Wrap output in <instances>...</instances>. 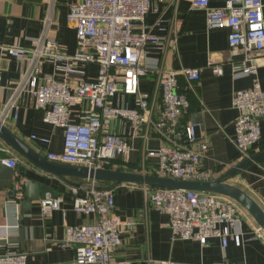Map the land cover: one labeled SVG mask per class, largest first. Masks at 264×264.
I'll list each match as a JSON object with an SVG mask.
<instances>
[{
    "label": "built area",
    "instance_id": "2783aa9c",
    "mask_svg": "<svg viewBox=\"0 0 264 264\" xmlns=\"http://www.w3.org/2000/svg\"><path fill=\"white\" fill-rule=\"evenodd\" d=\"M181 1L188 2L192 10L205 13L208 31L228 32L230 49L244 57L235 77H253L251 88L239 90L233 96L238 116L232 142L238 159L247 158L262 140L264 90L258 73L264 66V0H224L223 7H213L212 0H82L73 4L67 20L77 36L74 55L66 54L51 36L52 19L44 20V31L35 49L0 45L1 53L27 69L14 89L17 97L3 111L7 113L0 125L4 126L10 111L17 109V98L27 95L36 100L37 108L44 113V123L63 131L64 149L61 153H47L49 162L118 170L127 167L136 152L133 139L147 141L157 137L159 147L145 148L143 171L138 173L178 181H211L212 173L203 166L209 143L196 137L192 124L181 122L190 109L189 93L201 81V69L168 71L163 68L162 59L148 57L150 46L162 57L177 48L174 35L179 32L173 21L163 26L167 21L159 18L152 26L148 18L158 15L159 3L177 6ZM155 29L162 34H155ZM47 64L53 66V73L44 74ZM92 66L97 68L95 78L88 74ZM208 66L215 76H223L222 65ZM150 75L156 77L152 97L141 92L142 79ZM181 79L186 83L183 90ZM1 82L0 70V85ZM127 99H133V107ZM115 123L130 127L132 136L115 133ZM41 142L50 143L46 139ZM0 150L12 155L1 162L17 169L20 160L11 149L0 143ZM147 159H155L156 165L147 169ZM99 187L90 180L80 182L76 188L69 187L73 211L94 218L89 224L66 229L63 244L74 251L75 264H119L114 255L123 245L122 236H133L136 230L135 222H124L115 216L114 192L100 191ZM142 189L156 210L168 217L174 240L205 245L210 239H218L223 249L230 239L241 245V227L249 214L234 200L213 193ZM22 198L19 192L18 204ZM62 202H43L42 217H51ZM255 233L264 241L263 229L256 226ZM16 247L9 245L10 250L0 255V264H29L27 255Z\"/></svg>",
    "mask_w": 264,
    "mask_h": 264
},
{
    "label": "crops",
    "instance_id": "0c3cea01",
    "mask_svg": "<svg viewBox=\"0 0 264 264\" xmlns=\"http://www.w3.org/2000/svg\"><path fill=\"white\" fill-rule=\"evenodd\" d=\"M82 0H0V45H18L26 50L36 48L43 34L44 20L52 19L51 36L57 39L60 47L68 55H74L77 49V36L68 24L70 7ZM213 7H223L224 0H212ZM158 15H151L148 23L155 25L159 18L173 21L178 35H174L176 49L160 56L153 46L149 47L150 58L162 59L163 68L180 70L181 68H199L201 81L194 85L189 93L190 109L181 122L195 127L196 137L206 140L210 149L203 166L212 173L211 181L228 174L246 159L264 154V120L261 121L262 140L249 152L247 158L239 160L232 140L235 137V121L238 112L233 108V96L239 90L252 87L253 77H238L234 73L240 68L243 55L233 53L228 43L227 31H208L206 16L202 11L192 10L190 4L181 1L177 6L171 3H159ZM155 34H162L159 29ZM209 63L223 66V76L212 73ZM0 120L11 105L14 89L24 79L26 66L6 53L0 52ZM44 74L54 72L53 66H44ZM89 77L95 78L97 68L92 66ZM258 80L264 90V66L259 69ZM156 77L150 75L141 81V92L152 95L156 89ZM186 88L183 79L180 90ZM133 107V99H127ZM16 110H11L9 120L4 124L13 134L29 145L36 153L46 158L47 153H61L64 149V135L59 128L45 124L44 113L37 108L36 100L23 95L17 98ZM9 110V108H8ZM3 113V114H2ZM17 116V119L15 118ZM115 133L132 136L130 127L122 123L113 125ZM36 139H32V137ZM49 140V144L41 142ZM136 152L127 167L116 171L138 173L142 170L145 148L156 149L160 145L157 137L144 141L133 139ZM2 147L10 148L19 158L16 169L18 180L33 181L50 186L61 199L62 205L51 217L45 219L41 214L43 202L33 203L31 211H22V198L17 203L11 199L9 190H0V255L16 245L17 251L27 255L29 264H75L72 248L63 244L67 227L81 226L93 222V217L79 216L73 211L72 197L67 184L39 170L24 157L8 146L1 138ZM12 156V155H11ZM0 150V162L11 157ZM147 169L156 165L155 159H147ZM9 168V167H8ZM25 175L19 177V169ZM80 183L81 181H75ZM228 184L241 189L250 196L264 211V156L250 161L231 176ZM111 184H99L109 187ZM143 187L120 186L112 191L115 194L114 214L121 221H133L136 230L133 236L123 235V245L114 255L119 264H264V241L256 236L257 223L247 215L241 227V245L229 240L223 249L218 239H210L203 245L197 241L174 240L167 216L159 213L153 206ZM23 196V195H22ZM48 200L51 199L48 196ZM16 205L20 207L17 208ZM23 222V225H21ZM24 238L21 240L20 231Z\"/></svg>",
    "mask_w": 264,
    "mask_h": 264
},
{
    "label": "water",
    "instance_id": "95a60500",
    "mask_svg": "<svg viewBox=\"0 0 264 264\" xmlns=\"http://www.w3.org/2000/svg\"><path fill=\"white\" fill-rule=\"evenodd\" d=\"M0 138L18 154L24 157L39 170L64 182L69 187L76 188L79 183L75 181H95L98 184H111L109 187H99L100 191H111L120 186H141L163 190H182L198 193H213L234 200L243 207L254 219L257 225L264 231V211L262 208L241 189L227 182L238 170L242 169L250 161H254L264 154L251 159H246L228 174L215 181H178L171 178H162L142 173L124 172L109 169H89L87 167L60 165L49 162L36 153L29 145L13 134L7 127L0 125ZM19 177L25 175L24 169H19ZM0 190H9L10 198L16 199L22 192L24 202L22 211H31L33 203L45 202L48 196L51 199L58 198V194L47 185L39 182L18 180L16 169H10L0 162ZM23 225V222H21ZM21 240L24 238L23 229L20 231Z\"/></svg>",
    "mask_w": 264,
    "mask_h": 264
}]
</instances>
